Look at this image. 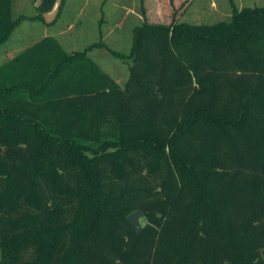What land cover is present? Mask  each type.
Returning <instances> with one entry per match:
<instances>
[{
	"label": "trees",
	"instance_id": "1",
	"mask_svg": "<svg viewBox=\"0 0 264 264\" xmlns=\"http://www.w3.org/2000/svg\"><path fill=\"white\" fill-rule=\"evenodd\" d=\"M94 48L0 66V264H264V6L134 26L122 86Z\"/></svg>",
	"mask_w": 264,
	"mask_h": 264
},
{
	"label": "rangeland",
	"instance_id": "2",
	"mask_svg": "<svg viewBox=\"0 0 264 264\" xmlns=\"http://www.w3.org/2000/svg\"><path fill=\"white\" fill-rule=\"evenodd\" d=\"M98 1L100 0L90 2L70 0L64 7L63 1L60 16L54 23L46 25L43 21L34 19L39 15L35 9L38 0H20L22 6L20 4L18 7L16 4L19 0L15 2L12 0V8H14L11 10L12 19L23 18V20L0 45V66L44 36L58 39L66 54L82 52L101 40L117 55H112L108 49H96L90 51L87 56L92 61L94 60L95 64L118 85L122 86L128 76L130 61L127 55L131 45V30L134 26L142 24L143 21L169 23L173 14L177 22L212 25L227 22L233 8L239 10L245 7L264 6V0H188L187 3H185L186 0H182L178 4L176 2V5L172 0L170 3L167 0H161L158 10L144 6L142 12L139 0H107L104 7L97 4ZM117 3L120 5L117 6ZM16 7L20 10H16ZM114 7L117 9L129 7L132 11L127 12L129 14L127 18L124 14L126 12L120 9L124 18L120 20V12L114 10ZM101 19H104L103 22H100ZM140 222L142 225V221Z\"/></svg>",
	"mask_w": 264,
	"mask_h": 264
},
{
	"label": "water",
	"instance_id": "3",
	"mask_svg": "<svg viewBox=\"0 0 264 264\" xmlns=\"http://www.w3.org/2000/svg\"><path fill=\"white\" fill-rule=\"evenodd\" d=\"M60 7H61V0H55L50 11H48L42 15V19L46 25H50L57 20V17L59 15V11H60ZM143 218H144V213L141 211H135V212L131 213L127 218L128 222L132 225V227L134 228V230L137 233L142 228L140 221ZM261 256H262V258H264V250H262Z\"/></svg>",
	"mask_w": 264,
	"mask_h": 264
},
{
	"label": "crops",
	"instance_id": "4",
	"mask_svg": "<svg viewBox=\"0 0 264 264\" xmlns=\"http://www.w3.org/2000/svg\"><path fill=\"white\" fill-rule=\"evenodd\" d=\"M16 1V0H15ZM14 0H13V2H15ZM32 1V0H31ZM88 2H90V1H93V0H87ZM127 1H129V0H127ZM160 1L161 0H150V1H148V0H139V3L141 4V10H142V12L144 11L143 10V8H144V6L145 7H147V6H149V7H151V9H157L158 10V8H159V4H160ZM173 1V4L174 5H176V2H177V4L178 3H180V2H182V0H172ZM68 2H70V0H64V5H63V7L65 6V4L66 3H68ZM167 2H169L170 3V0H167ZM107 3V0H100V1H98V3L97 4H100L102 7H104L105 6V4ZM21 3H20V0H19V3H17L16 5H17V7L20 5ZM118 5H120V3H117V6ZM15 6V5H14ZM21 6H22V4H21ZM17 7H16V10H20V9H17ZM154 7V8H153ZM246 8V7H245ZM250 8V7H249ZM12 9H14V8H12ZM63 9V8H62ZM114 10H116L117 12L119 11L120 12V17H119V19L121 20H123L124 18H123V16H122V11L120 10V9H122L123 11H125L126 13H124L125 14V17H127L128 18V15L129 14H127V12L129 13V11L131 12L132 10L129 8V7H120V9L118 8H113ZM81 10H82V8L79 10L80 12H81ZM240 10V9H239ZM79 12V13H80ZM139 18V20H141L142 21V19L140 18V17H138ZM103 20L104 19H101L100 20V22H103ZM116 25H117V23H116ZM44 37H47V36H44ZM44 37H42V38H44ZM49 37V36H48ZM42 38H40V39H42ZM40 39H38V40H40ZM37 40V41H38ZM56 41L58 42V44H59V46L61 47V45H60V43H59V41H58V39H56ZM35 43V42H34ZM34 43H32L31 45H33ZM31 45H29V46H31ZM28 46V47H29ZM28 47H26V48H28ZM62 48V47H61ZM96 49H98V50H106V48H94L93 50H96ZM93 50H91V51H93ZM90 52V51H89ZM88 52V53H89ZM8 54V53H7ZM13 58V57H12ZM12 58H10V59H12ZM94 61V60H93ZM95 62V61H94ZM118 84V83H117ZM120 86V85H119Z\"/></svg>",
	"mask_w": 264,
	"mask_h": 264
}]
</instances>
